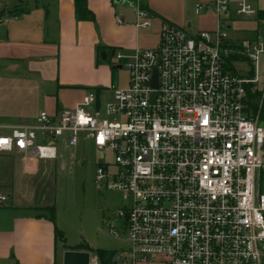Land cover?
Instances as JSON below:
<instances>
[{
	"label": "built area",
	"instance_id": "obj_1",
	"mask_svg": "<svg viewBox=\"0 0 264 264\" xmlns=\"http://www.w3.org/2000/svg\"><path fill=\"white\" fill-rule=\"evenodd\" d=\"M127 1L148 28L145 0ZM194 13L212 14L216 30L162 21L156 47L109 51L128 79L104 105L91 90L73 109L0 129V156L34 163L57 161V139L66 150L91 142L97 190L121 195L120 226L108 225L124 242L117 264H264V44L228 37L258 11L252 0H207Z\"/></svg>",
	"mask_w": 264,
	"mask_h": 264
},
{
	"label": "crops",
	"instance_id": "obj_2",
	"mask_svg": "<svg viewBox=\"0 0 264 264\" xmlns=\"http://www.w3.org/2000/svg\"><path fill=\"white\" fill-rule=\"evenodd\" d=\"M252 2L257 16L235 20L230 33L236 36L233 40L264 44V20L258 16L264 13V0ZM123 7L127 6H113L110 0H87V8L95 16L92 23L76 20L73 0H0V16L9 17L0 25L2 131L33 121L41 112L73 109L91 90L98 91L100 104L104 91L112 95V69L101 60L98 48L105 53L120 48L124 55L132 56L135 49H151L158 43V36L154 43L141 39L145 28L135 25V13L129 7L133 18L126 23L118 14V8ZM146 7L151 13L148 4ZM262 67L264 61L258 67L261 80ZM4 157L17 161L7 166ZM4 157L0 158V189L5 193H0L7 201L0 204V264H62L65 252H87L91 259L89 248L66 249L61 245L45 211L52 204L35 201L24 183L25 176L35 175L40 164L55 161L34 163L16 155ZM57 161L65 169L64 159L58 157ZM56 227L63 230L57 213Z\"/></svg>",
	"mask_w": 264,
	"mask_h": 264
},
{
	"label": "rangeland",
	"instance_id": "obj_3",
	"mask_svg": "<svg viewBox=\"0 0 264 264\" xmlns=\"http://www.w3.org/2000/svg\"><path fill=\"white\" fill-rule=\"evenodd\" d=\"M199 1L202 0H145L151 10V25L142 29L141 39L154 43L160 21H170L185 28L190 24L191 33L215 31L216 19L212 14L195 15L194 6ZM118 9L119 16L126 23L132 22V10L127 7ZM228 37L232 39L236 36L229 33ZM114 49L122 52L120 48ZM232 59L237 60L236 57ZM107 62L112 69V63ZM235 68L243 73L247 70L243 64L235 63ZM262 69L264 73V67ZM112 73V85L115 88H124L128 79L126 69L122 66L121 69H112ZM111 98L110 92L104 91L100 98L101 103L104 105ZM261 124H264V107ZM57 151L59 159L62 157L66 163L65 169H61L59 161L40 164L35 175L25 176L24 183L29 187L28 190L34 193L35 201L54 205L59 225L63 228L60 230L63 234L61 245L66 249L79 246L89 248L92 258L100 250L119 252L124 242L121 238L111 235L108 225L113 223L115 229L120 226V222L114 218V213L121 205V195L115 191H98L96 188L95 174L101 154L93 148L91 142H85L76 149L66 150L61 144V139H57ZM4 158L7 159V166L17 161L9 157ZM261 191L264 192V179L261 180Z\"/></svg>",
	"mask_w": 264,
	"mask_h": 264
},
{
	"label": "trees",
	"instance_id": "obj_4",
	"mask_svg": "<svg viewBox=\"0 0 264 264\" xmlns=\"http://www.w3.org/2000/svg\"><path fill=\"white\" fill-rule=\"evenodd\" d=\"M115 0H110L111 4L115 6ZM74 2V10H75V17L77 21H88V22H95V16L88 10L87 8V0H73ZM260 19L264 20V13L258 15ZM104 49L98 48L99 53L102 52ZM108 51H106L107 54ZM106 64H109L107 60L105 61ZM113 70H115L112 67ZM98 94V91H96ZM46 212L49 213L48 221L52 223L54 226V235L56 239H63V234L60 232L56 227V210L54 205L45 209ZM84 247L79 246L76 250L82 249ZM88 249V248H87ZM90 250V249H88ZM91 251V250H90ZM96 257L99 260L100 264H113V258L115 253L108 252V251H97Z\"/></svg>",
	"mask_w": 264,
	"mask_h": 264
},
{
	"label": "water",
	"instance_id": "obj_5",
	"mask_svg": "<svg viewBox=\"0 0 264 264\" xmlns=\"http://www.w3.org/2000/svg\"><path fill=\"white\" fill-rule=\"evenodd\" d=\"M115 5H125L133 10L132 4L127 0H115ZM102 61L107 60V54L105 52L100 53ZM156 85V73L154 74V86ZM62 163V162H61ZM90 255L89 253L81 252H65L62 258V264H89ZM118 261L113 260V264H117Z\"/></svg>",
	"mask_w": 264,
	"mask_h": 264
}]
</instances>
